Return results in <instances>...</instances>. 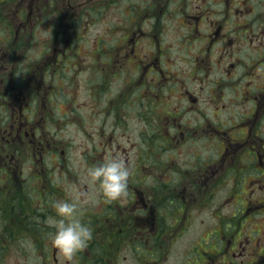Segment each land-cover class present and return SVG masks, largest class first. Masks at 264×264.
<instances>
[{
  "label": "flooded vegetation",
  "instance_id": "obj_1",
  "mask_svg": "<svg viewBox=\"0 0 264 264\" xmlns=\"http://www.w3.org/2000/svg\"><path fill=\"white\" fill-rule=\"evenodd\" d=\"M251 1L206 0L195 13L183 11V18L194 21V48L191 75L187 83L177 78L174 95L187 102L195 121L180 120V112L171 116V122L180 127L182 141L177 139L175 153L167 155L171 167L161 164L162 170L150 174L159 180L157 186L147 188V193L131 186L125 203L105 202L101 196L95 209L102 207L99 212L87 214L84 204H78L80 219L91 226L93 239L71 261L51 242L55 229L46 223L53 218L51 206L42 207L47 200L41 206L38 203L39 195L53 194L55 189L50 186L47 191L53 176L43 166L45 155L53 153V144L47 143V135L33 138L39 135L42 121L31 112V98L25 100L22 82L16 80L22 48L19 31L14 41L0 47V264H129V249L144 254L143 264H157V259L161 262L166 257L167 242L188 231L200 212L219 208L230 210L227 218L218 217V223L205 231L193 250H183L179 264H264V0H256V7ZM50 2L53 0H19V11L12 17L21 14L28 20ZM82 3L66 0L59 4V11L67 20L77 7L85 5ZM9 7L0 0V22L8 18L1 15ZM158 8V17H163L169 5ZM142 34L149 39L152 32ZM61 44L56 42L53 49V63L33 65L36 79L39 75L47 79L50 67L67 62L66 46L58 47ZM242 44L250 48L247 53ZM152 62L155 69L160 61ZM149 66L142 67L147 70ZM169 83L165 81L163 86ZM206 111L216 118L223 114L222 121L209 119ZM44 116L51 128L64 121ZM169 116L158 123L151 118L150 124L162 121L169 126ZM29 127L33 140L26 142L21 133L27 135ZM173 141L160 137L157 145L165 151ZM44 146L50 150L45 151ZM54 149L58 147L54 145ZM220 191L227 194L215 204V194ZM247 222L250 227L242 237L230 232H241ZM139 238L140 246L133 245ZM148 256L155 260L148 261Z\"/></svg>",
  "mask_w": 264,
  "mask_h": 264
},
{
  "label": "rangeland",
  "instance_id": "obj_2",
  "mask_svg": "<svg viewBox=\"0 0 264 264\" xmlns=\"http://www.w3.org/2000/svg\"><path fill=\"white\" fill-rule=\"evenodd\" d=\"M4 1L10 7L4 8L6 11L1 15L8 18L0 22V47L14 41L19 31L22 48L16 80L22 82L25 100L31 98V112L42 121L39 135L33 138L39 140V136L47 135V143L53 144V153L45 155L43 166L53 176L47 191L50 186L55 189L53 194L45 192L39 195L42 198L38 199L40 206L47 200L48 205L42 207L50 205L53 217L56 216L54 204L59 200L74 201L80 206L84 204L87 214L102 211V207L95 211L102 194L98 182L89 177L88 169L111 155L124 158L131 169L128 193L131 186L146 193L147 188L157 186L159 180L150 174L162 170L161 164L171 167L167 155H173L176 143L182 141L178 136L180 127L171 122V116L180 112V120L185 117L184 122L188 124L195 121L192 117L195 113L188 109L187 102L174 95L177 91L174 83L177 78L187 83L191 75L194 21L183 18L182 13H195L200 2L205 3L206 0H176L171 3L165 0H81L85 5L77 7L67 20L59 11V4L66 0L45 4L28 20L21 14H18L19 18L12 17L16 10L19 11V0ZM250 4L257 6L256 0ZM159 5H169L163 17H158ZM213 7L221 10V5ZM55 11L59 12L56 14ZM181 22L184 28H181ZM141 32L152 34L149 39H144L148 35ZM56 42L62 43L58 46L60 48L66 46L67 62L64 66L50 67L47 79L42 75L36 79L33 65L41 64L38 66L43 67L46 63H53L52 52ZM243 47L246 53L250 50ZM156 58L160 62L153 69L151 64ZM139 60L143 62L138 63ZM147 64L150 66L144 70L142 66ZM165 81H170L167 88L163 86ZM233 100L230 99L231 102ZM44 111L64 121L51 128ZM206 112L209 119L222 121L223 114L219 113L216 118ZM167 113L170 115L169 126L162 125V121L157 124ZM151 118L157 123L150 124ZM27 131V135L24 131L21 133L26 142L32 139L33 129L29 127ZM166 136L175 142L164 151L160 144L157 145V140ZM44 149L50 150L46 146ZM23 165L26 167L27 163ZM226 194L225 191L215 194L214 203L221 202ZM77 196L79 200H76ZM117 202L125 203L126 200L123 198ZM229 212L227 208L200 212L188 231L167 242L166 257L161 262L157 259V264H179L180 253L193 250L199 239L218 223V217L227 218ZM48 221L49 218L46 223L50 227ZM209 223L211 225L206 227ZM249 227L247 222L241 232H230H239L242 237ZM135 236L136 232L132 240ZM132 244L140 246V238ZM143 257V253L129 249V264H143ZM152 258L148 256L147 259L151 262L155 260Z\"/></svg>",
  "mask_w": 264,
  "mask_h": 264
},
{
  "label": "clouds",
  "instance_id": "obj_3",
  "mask_svg": "<svg viewBox=\"0 0 264 264\" xmlns=\"http://www.w3.org/2000/svg\"><path fill=\"white\" fill-rule=\"evenodd\" d=\"M88 175L92 181L98 182L100 193L105 200L120 201L128 196L131 169L119 155H111L91 166ZM79 199L77 196L76 200ZM54 208L56 216L48 221L55 229L51 242L65 260L71 261L93 239V230L80 219L77 202L59 200L55 202Z\"/></svg>",
  "mask_w": 264,
  "mask_h": 264
}]
</instances>
